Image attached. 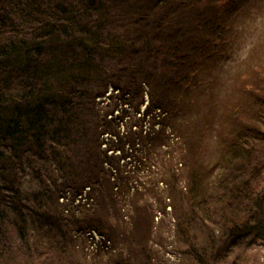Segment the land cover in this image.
<instances>
[{
	"label": "trees",
	"instance_id": "trees-1",
	"mask_svg": "<svg viewBox=\"0 0 264 264\" xmlns=\"http://www.w3.org/2000/svg\"><path fill=\"white\" fill-rule=\"evenodd\" d=\"M201 1L0 0V264H160L154 244L166 247L159 224L167 203L174 212L187 207L174 223L177 244L169 243L187 264L226 263L241 242L264 246V148L244 145L264 130V115L250 117L255 130L238 125L216 176L189 160L185 188L166 162L159 173L149 169L127 212L103 167L99 137L115 128L95 102L108 85L139 96L147 83L151 106L166 110L170 124L177 104L186 105L179 93L199 89L196 74L231 50L229 27L218 20L228 9ZM258 107L264 114V99ZM86 185L96 193L94 208L66 211L58 199ZM87 228L116 251L81 249L72 233ZM189 228L200 229L198 241Z\"/></svg>",
	"mask_w": 264,
	"mask_h": 264
},
{
	"label": "rangeland",
	"instance_id": "rangeland-1",
	"mask_svg": "<svg viewBox=\"0 0 264 264\" xmlns=\"http://www.w3.org/2000/svg\"><path fill=\"white\" fill-rule=\"evenodd\" d=\"M227 1L230 0H202L200 6L206 7L209 2L217 11L227 12L228 9L229 15H225L224 18L218 16V20L229 27L231 50L225 52L224 57L218 61L219 63L216 62L215 64H218H214L210 70H200L196 74V76H202V84L199 89L194 87L192 91H195L188 97H183L186 95L183 90L179 93L182 94L181 99H185L186 105L177 104L176 120L174 119L175 122L174 120L170 121L171 134L167 133L169 136L166 137V146L158 145L152 149L150 156H146L147 162L154 165L150 169L155 173L161 172L162 162L170 165L172 170L180 171V175L183 176L181 182L183 187L186 181V163H200L205 167L206 172L210 169L208 174H211V177L216 176L218 164L223 161L227 149L237 142L235 130L239 127L238 125L243 122L245 130H255L250 122V117L256 116L261 121L264 115L258 107L264 99V0H234L233 4L226 6ZM218 5L222 7L221 10ZM125 74L127 75L126 72ZM204 79L205 81H203ZM141 88L142 90L144 88L151 89L147 83H141L138 89L139 96H134V94L129 96L132 105L137 104L140 100ZM98 107L100 112L111 108L105 106L104 103L98 104ZM130 118H132V112ZM263 131L262 129L261 133ZM261 133L257 132V139H254L249 145H246L245 142L244 145L248 148H257L260 151L258 148H264L263 139L258 138L259 136L263 138ZM151 139H153L152 145L158 143L154 138H149V140ZM187 146L192 148L190 154L187 151ZM178 158H180V163L176 164ZM131 175L133 174L131 173ZM151 183L148 182L147 185ZM120 186L121 192L114 197L118 204H124V210L127 212L130 211V204L128 205L127 201L132 194L126 188V182L125 184L121 183ZM157 186L161 189L166 188L165 183L164 186L160 184ZM161 192L163 193V191ZM145 200L147 201V197ZM148 202L155 208L158 204L154 198L149 199ZM184 213H187V207L178 206L175 212L172 211L162 217L163 223L159 225L163 229L160 235L162 241L165 240L166 247L161 248L158 244H154L160 264H187L188 262L183 254L175 250L174 247H170V244L173 246V242H176V239L174 240V223H178L177 216L184 215ZM124 221H127L128 225L129 220L125 219ZM189 229L195 230L198 241L200 229ZM79 240L78 236V243ZM122 245L123 242L118 246ZM184 246L188 248L182 242L180 249H184ZM81 249L88 250L90 255L98 250L88 246H83ZM228 253L226 263L219 259L212 260V262L209 260L208 264H264V246L261 245L246 246L241 242L237 246L234 245ZM203 264H207L206 261Z\"/></svg>",
	"mask_w": 264,
	"mask_h": 264
}]
</instances>
